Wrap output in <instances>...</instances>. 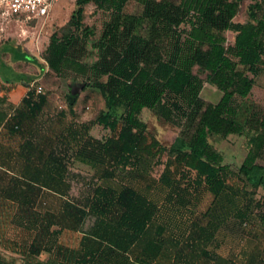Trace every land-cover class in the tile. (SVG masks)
I'll return each mask as SVG.
<instances>
[{
  "label": "trees",
  "instance_id": "1",
  "mask_svg": "<svg viewBox=\"0 0 264 264\" xmlns=\"http://www.w3.org/2000/svg\"><path fill=\"white\" fill-rule=\"evenodd\" d=\"M126 1H75L77 8L72 22L76 30L81 26L85 4L93 2L114 10L96 43L98 58L89 67L73 55L77 41L92 32L89 27L80 29L79 37L72 33L61 36L52 33L49 36L44 57L47 66L56 74L70 68L83 73L90 69L97 77L92 86L100 92L107 108L97 115L96 122L116 132L104 141L91 136L83 138L76 155L82 161L109 162L110 168L103 169L102 174L112 177L115 166L130 165L133 168L165 149L157 139L148 138L145 133V122L139 116L142 109L157 110L166 119L172 111H181L191 131L185 135L184 144L174 148L173 159L167 162L159 178L169 188V199L178 186L171 176V163L185 173L194 171L195 183H204L215 198L226 192L229 167L222 163V155L207 140L210 134L225 137L231 133L243 134L245 130L258 132L261 128L255 136L249 137L256 149L248 150L239 171L255 185L264 187V164L255 161L258 149L264 144V119L252 112L245 124L237 122L234 103L236 96L244 98L251 92L254 77L264 72V0L248 5L250 20L245 22L233 21L239 0H139L143 5L141 14L124 15L122 8ZM192 11L195 16L183 37L176 27ZM143 20L149 28L147 37L131 30ZM225 30L235 32L230 49L236 60L229 56L228 48L223 45L225 37L222 32ZM15 55L18 59L34 60L33 56L19 52ZM194 66L208 70L209 82L222 92L218 101L206 102L200 98L201 81L192 72ZM9 72L12 77L3 75V80L10 82L11 79L29 86L21 100L29 114L41 110L47 98L30 87L32 77L11 68ZM101 76L106 79L100 80ZM167 96L175 99H165ZM75 97V93L69 96V106L75 103ZM119 109L120 122L115 117ZM25 114L19 110L14 117L20 119ZM6 122L2 116L0 123L4 125ZM14 128L18 125L10 127L12 133ZM58 156L53 151L48 153L54 164H64ZM43 157V151L36 149L25 137L16 153V159L21 163L19 175L24 180L14 179L13 185L7 187V194L16 203L11 217L31 233L29 239L14 241L22 258L41 259V253L46 252L49 257L44 261L37 260L36 264H69V261L71 264H140L132 262L128 252L146 237L148 227L159 212L156 203L129 185H122L119 189L95 185L82 206L64 201L60 216L69 220L65 226L78 229L86 215L95 217L91 227L83 232L78 248L68 250L58 242L62 225L57 218L60 217L41 213L35 207L42 189L64 196L70 187L69 182ZM259 216L264 223V209ZM202 217L203 220L192 221L188 233L191 251L197 242L209 241L215 230L212 208H208ZM54 225L59 228L53 229ZM175 243L179 244L178 241ZM145 245L148 256L160 248L149 239ZM198 252L207 261L213 259V264L226 263L224 257L213 255L205 247ZM181 255L182 250H176L174 259H180ZM261 262L264 264V259Z\"/></svg>",
  "mask_w": 264,
  "mask_h": 264
},
{
  "label": "rangeland",
  "instance_id": "2",
  "mask_svg": "<svg viewBox=\"0 0 264 264\" xmlns=\"http://www.w3.org/2000/svg\"><path fill=\"white\" fill-rule=\"evenodd\" d=\"M76 0H57L49 13L38 20H21L2 14L0 11V118L7 119L6 124L0 123V147L8 144H17L25 137L36 149H41L44 159L56 169L62 177L69 182L70 187L64 196L57 195L49 190H41V198L36 200L35 207L41 213L48 212L56 215L61 221L64 233L58 235L62 247L69 249L79 245L83 232L87 231L94 222L93 215H86L78 229L65 226L67 218H62L61 207L64 201H71L77 205H85L95 185L111 186L119 189L122 185H129L158 206V215L148 227L146 237L131 247L128 257L132 262L140 264H213V259L207 261L199 255V249L205 247L213 255L226 259L225 264H262L264 258V223L260 220V213L264 209V187L255 185L239 171L243 159L249 149H256L249 137L255 136L259 131L245 130L243 134H228L225 137L210 134L207 140L222 155V163L228 165L229 174L226 177L228 188L220 197L215 198L204 183H195L194 171L185 173L181 168L176 169L171 163L169 166L171 176L177 181V188L171 199L168 198L169 188L159 180L165 170L167 162L173 159L174 148L184 144L185 135L189 133L190 126L181 111H172L168 119L159 111L144 108L139 116L145 122V133L148 138L154 137L165 149L155 157L146 158L142 163L131 168L115 166L112 177L103 176V169L110 168L109 162L82 161L76 151L83 138L91 136L101 141L116 132L97 124L96 117L107 110L100 92L92 86L97 79L96 75L88 69L85 73L76 68H70L61 74L51 70L44 57L49 36L52 33L74 34L79 37L84 27L92 32L77 41L73 55L75 58L91 66L98 58L96 43L105 24L111 19L114 10L110 7H99L93 2L84 5L81 26L76 30L72 16L77 8ZM179 2V0H172ZM261 0H239L238 8L233 21L245 22L250 20L248 5ZM143 5L139 0H127L122 8L124 15H140ZM195 13L187 14L176 31L186 36ZM132 33L147 37L149 28L145 20L133 25ZM223 45L228 48V54L233 59L230 47L234 43L235 32L225 30ZM22 53L31 59H18L15 53ZM239 68H242L240 65ZM10 68L17 73L30 76L31 88H41V94L46 95V103L41 110L30 115L23 102L18 106L8 100L7 90L14 81L3 80V75L12 77ZM192 72L201 81L199 96L206 102H216L221 91L209 82L208 70L198 66ZM251 77L253 75L249 72ZM28 79V78H27ZM105 80V76L99 77ZM76 94L75 103L68 105L69 96ZM36 97V93H34ZM175 99L167 96L165 99ZM235 120L245 124L252 112L264 119V72L254 77V86L244 98L235 97ZM19 110L25 111L20 119L14 117ZM119 109L115 117L120 122ZM17 124L15 132L10 127ZM61 157L64 164H54L48 157L52 152ZM11 155L4 148H0V179L18 174L12 164ZM256 163L264 164V144L258 149ZM9 170V171H8ZM7 201L0 199V259H15L14 264L22 263L20 251L15 248L14 241L29 239L31 233L14 221L12 214H1V206ZM208 208H212V221L216 223L213 236L206 243L197 242L193 251L189 247L188 236L192 221L203 220L202 215ZM162 226V230L159 227ZM57 225L52 228L57 229ZM65 228V229H64ZM154 241L159 250L154 254H146V241ZM178 241L179 244H176ZM66 245V246H65ZM182 250L180 259H174V252ZM192 254V257H191ZM47 253L42 252L40 258L45 259ZM194 255V256H193ZM189 259V261L187 260Z\"/></svg>",
  "mask_w": 264,
  "mask_h": 264
},
{
  "label": "crops",
  "instance_id": "3",
  "mask_svg": "<svg viewBox=\"0 0 264 264\" xmlns=\"http://www.w3.org/2000/svg\"><path fill=\"white\" fill-rule=\"evenodd\" d=\"M28 90H29V86H26L24 83L14 82L12 84V86L9 87L7 90V95L9 96L8 100H10L11 104H13L16 107L21 102L23 97L26 95ZM2 125H3V123H2ZM21 142H22V140H20L17 144H8L6 146L0 147V148H4L5 151H8L11 155V161L9 163L12 164V166L9 169L10 172L13 173L15 168H16V170L18 169V174L15 173L13 176L6 177V179H0V199H5L7 201V203H5L4 206H1V209H2L1 214H6V215L12 214L14 209H15V206H16V203L13 200H11V197H9V195L7 194V187L13 185L14 179L21 180V181L24 180V178L21 177V175H19L21 163L18 159H16V153L19 150ZM14 166H16V167L14 168ZM40 198H41V193L39 194L38 199H40ZM57 228H59V227H57ZM69 230H71V228ZM64 231L65 230H62V228H60L59 234L64 233ZM58 242L61 243L60 240ZM78 246L79 245H76L74 247H69L68 250H76L78 248ZM48 257H49V254L46 255L45 259H42V258L41 259H21L22 263H20V264H36L35 262L37 260H40V261L43 260L44 261ZM56 260L58 261V259H56ZM64 261L68 262V260H66V259H64ZM14 262H15V259H0V264H14ZM69 264H71L70 261H69Z\"/></svg>",
  "mask_w": 264,
  "mask_h": 264
},
{
  "label": "built area",
  "instance_id": "4",
  "mask_svg": "<svg viewBox=\"0 0 264 264\" xmlns=\"http://www.w3.org/2000/svg\"><path fill=\"white\" fill-rule=\"evenodd\" d=\"M57 0H0V11L21 20H38L45 17ZM36 92H41L38 87Z\"/></svg>",
  "mask_w": 264,
  "mask_h": 264
}]
</instances>
